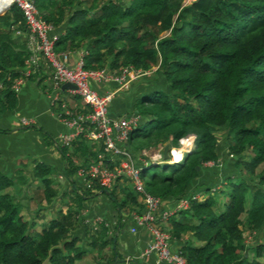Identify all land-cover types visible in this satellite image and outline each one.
Wrapping results in <instances>:
<instances>
[{"label":"trees","instance_id":"16d2710c","mask_svg":"<svg viewBox=\"0 0 264 264\" xmlns=\"http://www.w3.org/2000/svg\"><path fill=\"white\" fill-rule=\"evenodd\" d=\"M34 3L45 21L61 26L56 49H85L84 67L119 71L130 65L157 74L154 83L148 81L152 86L134 99L133 111L140 120L124 142L133 156L161 143H167L168 148L176 146L190 133L198 136L194 150L180 164L146 156L147 165L137 160L142 165L139 173L144 189L163 201L200 193L163 220L169 221V228L159 222L171 238L189 231V238L178 248L186 263L256 264L245 249L250 246L255 256L261 255L263 244H246L243 236L264 228V0ZM15 29L26 31L22 13L12 3L0 14V111L14 107L16 96L10 84L29 53L24 35L16 34ZM56 102L52 109L65 115L60 99ZM83 124L84 131L68 144H58L64 162L62 175L70 186V191L63 190L60 195L67 196L65 209H54L39 228L33 227L32 219L38 214L24 218L22 203L4 190L14 179L0 170V264H73L86 249L113 243V234L103 222L93 227L78 216L82 201L98 190L117 213L142 206L130 183L122 186L120 196L114 183L109 187L96 181L91 186L75 183L72 175L76 168L95 160L101 149L89 143L84 134L89 125ZM221 126L225 127L222 139L226 150L234 155L229 172L224 171L216 149L214 130ZM42 134L49 138L43 130ZM244 152H250L248 158H243ZM74 156L81 157L79 163L72 161ZM206 161L217 166L207 169ZM53 170L43 161H35L31 170L40 181L45 203L59 194L50 175ZM18 176L19 181H25L22 174ZM118 219L113 231L119 226ZM79 225L84 240L73 233Z\"/></svg>","mask_w":264,"mask_h":264},{"label":"crops","instance_id":"0c3cea01","mask_svg":"<svg viewBox=\"0 0 264 264\" xmlns=\"http://www.w3.org/2000/svg\"><path fill=\"white\" fill-rule=\"evenodd\" d=\"M52 31L59 34L61 26H52ZM20 34L23 35L22 32ZM64 49L69 51V63L75 61L80 53L85 50L82 46ZM146 72L140 74H146V76L140 78V75H138L131 79L125 90L115 92L107 107V113L110 116H120L127 111L135 113L133 111L135 96L142 90L148 89L147 87L150 84H148V77H152L149 76V72ZM94 87L102 92L114 87V84L113 82H102L94 84ZM51 92V69L41 59H38L37 64L30 71V76L15 91L16 101L14 107L11 110L0 111V170L14 179L13 183L4 190L13 194L22 203V207L28 204L35 205L28 211L30 217L38 209H45V212L39 214L37 212L38 217H35L37 219H47L52 215L54 209L62 208L64 210L65 200L67 199V196L64 195L60 197L63 188L50 203H45L42 200L40 181L31 175L34 162L43 161L50 164L55 172L60 171V177H64L62 175L64 162L58 148L60 143L57 135L69 132L72 128L63 121V116L58 111L52 109L51 106H56L57 102L50 103ZM57 97L60 99L62 111L67 110L68 116L84 109V104L80 98L70 94L66 88L60 87ZM21 116L29 117L32 121L28 124H20L19 118ZM42 130L49 136V142L47 138L43 137ZM89 143L93 147L97 145V142L93 139H90ZM79 160H81V157H72L74 163H79ZM143 160L145 161V159ZM18 174H22L25 181H19ZM76 176V174L72 175L75 183L85 185L83 179L81 183L76 182ZM64 179L66 184H63L62 187L65 186L66 188L68 183L65 177ZM78 180H80V177H78ZM126 183L129 182L124 177L114 182L118 196L123 194L121 188ZM82 204L83 207L78 211V216L83 218V222L92 223L91 217L99 215L100 221L108 227L109 234L112 232L113 243L101 249H86L80 258L74 260L73 264H160L157 263L154 254H141V250L148 241L149 233L144 227L136 225L131 220L129 210L121 209L117 213L106 195L100 190L84 199ZM112 214L116 216V219H111ZM117 218H119V226L116 231H113ZM161 224L165 228L170 226L168 220L160 222ZM73 233L84 240L82 226L79 225ZM188 238L189 231L183 233L178 239L172 237L170 248L173 250L178 249L180 242ZM192 242L199 243V241L193 239Z\"/></svg>","mask_w":264,"mask_h":264},{"label":"built area","instance_id":"2783aa9c","mask_svg":"<svg viewBox=\"0 0 264 264\" xmlns=\"http://www.w3.org/2000/svg\"><path fill=\"white\" fill-rule=\"evenodd\" d=\"M12 3H15L22 13L26 28L23 35L29 53L25 66L20 69V74L12 79L10 88L16 91L23 84L38 59L51 69L50 103L58 100L57 92L62 82L72 83L73 87L66 90L80 98L84 104V110L69 116L68 111H64L63 121L72 129L58 134L57 139L60 144H68L76 134L84 131L83 123H86L89 127L84 132L85 136L101 146L95 160L88 162L86 166L79 165L75 174L84 180L83 183L86 186H91L96 181L103 187H109L116 179L126 178L142 203L140 208L129 211L131 220L136 225L144 227L149 233L148 241L141 250V254H154L157 263L160 264H187L178 249L170 248L171 236L159 225V222L165 220L175 210L186 207L188 198L194 197L195 193L167 202L147 192L143 187L139 171L142 165L148 164V161L143 160L142 165H139L124 144L128 131L138 122L139 115L136 112H129L120 116H110L107 113L108 104L115 92L125 90L131 79L147 70L133 68L130 65L123 66L119 71L107 70L104 67H84L82 55L85 50L75 61L69 63V51L54 47L58 33L53 32L52 25L40 16L34 0H0V14ZM15 33L20 34L21 30L15 29ZM102 82H113L114 87L100 92L94 84ZM30 121L32 120L29 117L19 118L20 124H28ZM179 146L178 141L176 146L168 148L167 161L170 160V149ZM96 221L100 222V219L96 217L91 221L93 227Z\"/></svg>","mask_w":264,"mask_h":264},{"label":"rangeland","instance_id":"374dc122","mask_svg":"<svg viewBox=\"0 0 264 264\" xmlns=\"http://www.w3.org/2000/svg\"><path fill=\"white\" fill-rule=\"evenodd\" d=\"M188 1L189 0H183V2H188ZM120 2L121 3H124V2H126V0H120ZM148 72H149V76H152V77H148L149 78L148 81L150 83H151V81L154 83L155 77L157 76V74L154 71H152V70H150V71L148 70ZM148 72H146V73H148ZM142 76H146V74L145 75H140L139 77L141 78ZM139 120L140 119H138V121ZM224 129H225V127L224 126H221L219 128H216L214 130V132L217 135L216 149L219 152V158L218 159L220 160V163H222L223 165L225 164L224 171L229 172V170H232L233 169L232 158H234V155L229 154V152L226 150V146H225L224 140L222 139V136H223L224 131H225ZM163 144H165V143L158 144L154 148H148V149L147 148L146 149L144 148V149L141 150V151H143L142 153H140V154H139V152L138 153L136 152V154L134 153V155H135L134 157L138 161L143 160L145 158V156L149 160H153V157H155L157 155H160V156L163 157V152H162ZM249 153L248 152H244L243 158H248ZM168 157H169V155H168V150H167V156L165 158L167 159ZM213 164L214 163L212 161H209V162L204 163V166L207 167V169H208V168H212V166H215ZM217 168H219V166ZM255 169L258 170L259 167H256ZM148 172H149V168H148ZM59 173H60V171H56L55 172L54 170H53L52 173H50L51 177L53 178V181H52L53 182V186L56 187V189H57V191L59 193H60V191L63 188H64L65 191H70V186L69 185H67L66 188H65V186L62 187L63 184H66V183L64 181L65 180L64 177H60L59 176ZM218 174H219V172L217 170L216 171V177L218 176ZM73 175H75V173ZM255 177H256V175H255ZM75 178L77 180L76 182H78V183H81L82 182V179L81 178H80L81 181L78 180V177L77 176ZM218 178H220V176ZM254 180H256V178ZM218 182H217V184H218ZM217 184L214 185V188L217 186ZM11 190H12V188H11ZM57 196H58V194H57ZM57 196H55V197H57ZM197 196H200V193L198 191L195 192L194 197H197ZM55 200H57V198H55ZM23 206H24V204H23ZM34 206H35L34 204H28V205H25L24 207H22L21 213H22V215H23L24 218H26V219H31L32 218V216L30 217V215H29L30 212H28V211L31 210ZM37 212H38V214L41 213V212H45V209H42V208L41 209H38L36 211V213ZM96 217H97V219L98 218L100 219L99 215H93L91 217V220L93 221L94 219H96ZM113 218L116 219V216H114V214H112L111 219L113 220ZM32 219L34 220L33 227L39 228L48 218L47 219L46 218H42V219H40V218H38V219L37 218H32ZM98 222L99 221H96L95 227H98ZM243 237H244L243 238V241L246 244H249V245L250 244L253 245L255 242H262V244H263V250H264V228L263 229H260V230H251V231H248L247 233L244 234ZM245 251H246V255L249 258L253 256L257 260V263L256 264H264V253H263V251H262L261 255H257V256L254 255V251H253V249L250 246H248L245 249Z\"/></svg>","mask_w":264,"mask_h":264},{"label":"clouds","instance_id":"9594fccd","mask_svg":"<svg viewBox=\"0 0 264 264\" xmlns=\"http://www.w3.org/2000/svg\"><path fill=\"white\" fill-rule=\"evenodd\" d=\"M198 136L195 133H190L187 136H182L179 139V147H173L170 149V160L167 161L170 164H180L184 161L185 156L194 150L195 142ZM163 157L157 155L153 157L154 161H160Z\"/></svg>","mask_w":264,"mask_h":264},{"label":"water","instance_id":"95a60500","mask_svg":"<svg viewBox=\"0 0 264 264\" xmlns=\"http://www.w3.org/2000/svg\"><path fill=\"white\" fill-rule=\"evenodd\" d=\"M61 87L62 88H70V87H73V84L68 82V81H64L61 83ZM167 150H168V144L165 143V144H163V147H162V152H163L164 158L167 156Z\"/></svg>","mask_w":264,"mask_h":264}]
</instances>
